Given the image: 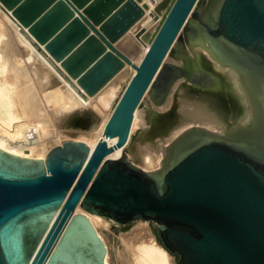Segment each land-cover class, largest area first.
<instances>
[{
	"label": "water",
	"instance_id": "95a60500",
	"mask_svg": "<svg viewBox=\"0 0 264 264\" xmlns=\"http://www.w3.org/2000/svg\"><path fill=\"white\" fill-rule=\"evenodd\" d=\"M1 1L77 91L72 77L93 94L122 60L129 63L113 43L141 14L139 0ZM197 1H166L91 150L71 138L53 144L43 160L0 149V264H106V246L86 215L74 211L77 202L117 223L154 221L176 264H264V0ZM188 13L196 25L185 22ZM185 23L187 41L200 25L216 56L240 71L253 123L228 136L186 128L155 170L124 156L100 162L126 142L133 110Z\"/></svg>",
	"mask_w": 264,
	"mask_h": 264
},
{
	"label": "bare ground",
	"instance_id": "6f19581e",
	"mask_svg": "<svg viewBox=\"0 0 264 264\" xmlns=\"http://www.w3.org/2000/svg\"><path fill=\"white\" fill-rule=\"evenodd\" d=\"M161 1L162 0H159L158 2L157 0L158 4L156 8L153 6L152 7L153 10L152 8L149 9L151 10L149 11V14L151 15L149 17H153L156 14L155 12L153 13V11H155L158 7L163 5L162 3H161L162 5L160 4ZM0 5L2 6V8H4V11L5 10L7 11L8 15L13 16L10 10V9L13 10L12 7L6 6L1 0H0ZM1 6H0V11L2 10ZM166 7H167V4H165L163 8V12H161L160 14L159 22L161 21L163 14L166 11ZM142 14H143V10L141 14L132 22V24H130V26H128V28L121 34V36L137 21V19ZM146 15L148 16V14ZM142 17H143V20L141 21L142 25H140L141 23L139 24L140 28H139L138 34H136L135 36L136 39H134V40H139L138 43H140L141 41L143 45L142 53L140 52L141 54L139 55V58L136 62L131 61L130 57L126 55L129 58V63H133V64H137L139 62L142 54L144 53V51L146 50V47L149 44V41L153 33L155 32L159 24L158 22V24L155 26L156 28L154 27L153 32L147 35L146 34L147 32L145 33V30L148 29V26L151 25V23H153V20H152L153 18L146 19L144 18V16ZM4 18L8 19L11 25H13L9 17L5 16ZM150 19L152 22H150L149 24ZM156 19H155V22L158 20ZM187 20H189L191 24H194V25L197 24L193 19H191L190 13H188L185 19V22H187ZM23 26H26V25H23ZM13 27L17 30L16 25L15 26L13 25ZM182 27L180 28L177 36L174 38L170 49L176 42L177 37L180 35L181 37L180 43L182 42L181 45L186 48L187 56H185V58H181V62L177 64H173V62L171 63L168 60L169 51H170L169 49L164 55V57L162 58L158 68L156 69L154 75L152 76L150 83L148 84L146 90L144 91L141 97V99H143L144 97L147 96L150 98V100L152 99L151 102H149V107L152 109V111L157 112L158 115H161V113L170 109L172 112L171 119L167 123H165L163 127L157 128L156 126H154L152 131L143 135V137L136 142V144L134 145V149L133 147L131 148L129 147V148H126V151H125V147L128 146L129 139H131L130 133H132L134 129V125L132 128L133 119L135 123L139 118L138 110H137L138 105H139L138 104L133 110L132 120L130 123L128 137H127L126 142L123 145L118 146L114 150L106 153L102 157L100 162L108 158H119L120 156H124L135 165H136V162L137 163H145V162L149 163V162H152L153 160L154 161L157 160V166L160 168L161 165L163 164L164 159L170 155L171 145L173 144V141L176 139V137L175 139H172L171 137L176 136L178 132L181 131L183 128L186 129L191 126H198L205 130H208L211 133L228 136L231 134V132L234 129L240 126H246L248 124L253 123V120L256 118L254 102H253V99L251 97L248 87L244 84L240 71L235 66L225 63L224 61H222L220 58L216 56L214 48L202 37V28L200 27V25L196 26L197 31L195 35H193L192 38H190V40L186 41V43L183 40V37L181 34ZM25 28L24 30H26ZM3 30L6 31V29H3ZM130 30H135V29H133L132 27ZM20 31H23V29H20ZM27 36L29 37L30 35L27 34ZM21 37H24L23 34L21 35ZM31 38L32 37H29L30 41H32ZM124 40L127 41L126 42L127 46L128 48L131 49L129 50L130 51L134 50L136 52V48L131 43V40L133 41V39L129 40L128 38H125ZM39 46L44 48L42 44H39ZM30 47H31L30 49H32L31 51L26 49L24 52L25 55L27 56L25 58L26 59L25 61L28 62L30 68H32L35 71L36 81L41 87L42 86L52 87L57 84L56 83L57 81L63 80L64 84L70 87L71 92L73 91L75 96L73 94L72 95L76 97V98L73 97L76 100V103H73L71 101L72 98H68L69 99L68 100L66 96L63 95L65 99L69 101L68 105L67 104H66L67 106L65 105L66 108L70 107L71 111H77V110L80 111L82 107L89 106L90 107L89 114L92 111L94 113H99L100 115L101 114L104 115V116L102 115L101 122L99 123L100 124L98 127L99 131H98V128L96 129L98 131L97 133V139H98L101 136V130L110 113V111L106 113V115L105 113H102L103 108L107 105V103H109L112 95L116 92L117 83L120 81L123 74L125 73V72H122L121 74H119L122 71L120 70V68L122 66L130 68L131 74H132L134 71V68H132L133 66L127 65L128 62L123 60L118 70L100 87V89H98L93 94H87L85 90L81 88V86L78 83H75L74 77H72V81L76 85L79 86L78 87L79 92L75 90V88L72 87L70 83L67 80H65L55 70V68L46 60V58L39 52V50L36 49L35 46L34 47L30 46ZM13 50H14V44L10 40V38H8L7 41L5 42L2 41L0 43V51L1 53H4L5 55L4 58L8 59L9 57L7 56H10L11 53H13ZM32 53L33 55H31ZM34 57L37 60H35ZM54 62L58 66L61 63L60 60H54ZM41 63L44 65L46 69L43 68ZM60 66L62 68V65ZM47 68H49L50 71H52V73H50L47 70ZM28 98L30 97L28 96ZM78 99L79 101H81L82 105L78 101ZM152 101L153 102L155 101V104H157V106H153ZM51 102H52V99H51ZM58 105L60 106V104ZM64 111L65 110H61V111H58V113L59 114L62 113L65 115ZM25 128L27 127H24V126L18 127L12 134L11 133L8 134V136L6 135L7 132H4L3 133L4 135L0 134L1 135L0 136V149L5 150L9 153L18 155V156L30 157V158H40L41 160H43L44 159L43 157L47 151H44V147L42 144L40 143L39 144L37 143L35 145L33 144V147H30L28 145L29 147L26 149V147L23 146L24 143L23 144L12 143V141L16 139H18V142L21 141L23 136H27L29 139L32 138V135L34 134L33 131L30 135H27V133H24ZM91 128L85 129L86 132H88V130H90ZM94 128L95 127H93V129ZM35 130L36 129L34 127V131ZM10 138L12 141L10 140ZM169 139L172 141L168 142L167 140ZM114 140H115V136L108 138L106 141L107 143H110V142H113ZM167 142L169 143V145L167 144ZM85 143L87 144L89 150H91L93 146L90 147V145L87 142ZM26 151H29V152H26ZM143 170H146V169H143ZM74 211H81L86 215V217L88 218V220L94 227L95 232L101 238L102 242L105 244L102 237L98 234L94 226V223H93V220L95 218L94 216L99 217L100 215L83 211V209L79 205V202L76 203L74 207ZM139 233L144 243V246H142L143 248H141V252H139L142 259L140 260L139 258H137L135 254L130 255L129 258L126 256H121V259H120L121 264H170V260L168 256L165 254L166 252L165 249L162 248L156 241H155L156 244L159 247H161L165 252L162 249L158 248L157 246H154L147 231L140 229ZM106 256H107V247L104 253V262L108 264Z\"/></svg>",
	"mask_w": 264,
	"mask_h": 264
},
{
	"label": "rangeland",
	"instance_id": "374dc122",
	"mask_svg": "<svg viewBox=\"0 0 264 264\" xmlns=\"http://www.w3.org/2000/svg\"><path fill=\"white\" fill-rule=\"evenodd\" d=\"M145 1L144 0L138 1V5H140V7L142 8L143 14L119 39H117L113 43L120 51L124 52L125 54L126 53L125 49L128 48V46L126 43L127 41H125L124 39L125 38H128L129 40L133 39V41L131 40V43L136 48V52L132 50L130 52H127L126 55H128L131 61H134V62L138 60L139 55L142 53V49H143V45L141 41L140 43H138L139 40H134L136 39L135 36L136 34H138V31L140 28L139 24L141 23L140 25H142V22H141L143 20L142 16L146 18L147 16L146 14H148L147 18L148 19L153 18L152 19L153 23L155 22L156 18L158 19V20L156 19L157 21L154 24L151 23V25H149L150 22H152L150 19L149 24H148L149 25L148 29L145 30V33L147 32L146 34L149 35L151 34V32H153L154 27L158 24L160 20L159 19L160 14L161 12H163V8L165 6V2L162 3L163 5L160 3L162 6L158 7L155 11H153V13L155 12L157 15L155 14L153 17H149L151 16L149 14V11L151 10L149 9L152 8L153 6L156 8L159 0L158 2L157 0H153V1L145 0ZM205 1L206 0H198L196 2V6L201 5V4L203 5ZM142 2H144L147 5L143 7L141 5ZM166 4H168V2ZM2 10L0 11V43L2 41L5 42L7 41L8 38H10V40L14 44V50H13V53H11L12 56L11 55L7 56L9 57L8 59L4 58L5 57L4 53H1L0 51V102H1L0 104V134L4 135L3 133L7 132L6 135L8 136V134L10 133L12 134L18 127H23V126L27 127L31 125L33 127V133H34L32 135V138L29 139L27 136H23L21 141L19 142H18V139H16L17 141L16 140L12 141L10 138L12 143H15V144L24 143L23 146L26 147V149L29 146L33 147V144L35 145L37 143L38 144L40 143L43 145L44 151H48V149L53 144L59 143L60 141L64 139L71 138V139L82 140L84 142H87L90 145V147L94 146L97 140V133L99 131V128H98L100 125L99 123L101 122L103 114L100 115L99 113H94L92 111L89 114V109H90L89 106L82 107L80 111L79 110L71 111L70 107L66 108L69 102L68 98H72L71 101L73 103H76V100L74 99L76 97H74L75 95L73 91L71 92L70 87L64 84L63 80L57 81L56 82L57 84L52 87L51 86L41 87L38 84L35 78L36 77L35 71L32 68H30L28 62L25 61L26 60L25 58L27 57L24 53L25 50L27 49L31 51L32 49H30L31 48L30 46L34 47V44L32 43V41L29 40V37L27 36V34H29L27 26H23L19 23L12 9L10 10L13 16L8 15L7 11L6 10L4 11V8H2ZM4 14L5 16L10 18L14 26L16 25L18 31L13 27V25H11L8 19L4 18L5 17ZM132 27L135 30H130ZM24 28L26 30H24ZM3 29H6V31H4ZM20 29H23V31H20ZM188 32H189V26L186 23L183 25L182 31H181V34H182V37L185 43L187 39L189 38L187 36ZM22 34L24 37H21ZM181 43L179 44L176 41L174 45L172 46V48L170 49L169 57H168L169 62L171 63L173 62V64H177L181 62V58H185V56H187V50L184 46L181 45ZM31 55H33V53ZM9 60L11 61V63ZM35 60L37 59L35 58ZM131 64L132 63H127V65H131ZM60 65L61 63L59 64V66ZM42 66L44 69H46L43 64ZM47 70L50 73H52V71H50L49 68H47ZM120 70L122 71L119 74H121L122 72H125V73L123 74L120 81L117 83L116 92L112 95L109 103H107V105L103 108L102 113H105V115L111 110L113 104L115 103L120 91L122 90L125 84V81L131 75L130 68L122 66ZM75 83H77L76 79H75ZM63 95H65L68 100L65 99ZM28 96L30 98H28ZM51 99H52V102H51ZM141 100L137 108L139 118L135 123L133 119L132 128L134 125V129L132 133H130L131 139H129L128 146L125 147V151H126V148H129V147L130 148L133 147L134 149V145L139 139L143 137V135L152 131L154 126H156L157 128L163 127L164 124L167 123L172 117V112L170 109L164 111L163 113H161V115H158L157 112L152 111V109L149 107V102H151L152 99L150 100L149 97L146 96ZM79 102L81 103V101ZM58 104H60V106ZM154 104H155V101L154 102L152 101V105L157 106V104L155 105ZM61 110H65L64 111L65 115L62 113L60 114L58 113V111H61ZM34 127L36 129L35 131H34ZM93 127L95 128L93 129ZM87 128H91V129L88 130V132H86L85 129ZM97 128H98V131L96 130ZM184 129L185 128L179 131L178 134L182 132ZM24 133H27L26 128L24 129ZM177 135L174 137L172 136L171 138L175 139ZM170 139L167 141L171 142L172 140ZM40 140H42L43 142L45 141V142L43 143ZM168 142L167 144L169 145ZM26 152H29V151H26ZM145 163L136 162V165L146 170H154V169L159 168L157 166V160L155 161L153 160L152 162H149V163L145 162ZM94 217H95L93 220L94 226L98 234L102 237L107 247L106 259H107L108 264H121V260H120L121 256H126L129 258V256L132 254H135L136 257L139 258L140 260L142 259L139 252H141V248H143L142 246H144V243L139 233L140 229L147 231L154 246H157L158 248L162 249L156 244V242H158L159 244V241L155 236V233H154L155 224H154V221L152 220H145V219L144 220H131L125 223H117L113 221L112 219L110 220V218H106L104 216L102 217L94 216ZM165 254L168 256L170 260V264H176V259H175L174 254H171L167 251L165 252Z\"/></svg>",
	"mask_w": 264,
	"mask_h": 264
},
{
	"label": "built area",
	"instance_id": "2783aa9c",
	"mask_svg": "<svg viewBox=\"0 0 264 264\" xmlns=\"http://www.w3.org/2000/svg\"><path fill=\"white\" fill-rule=\"evenodd\" d=\"M33 131V127L30 125V126H27L26 128V132H27V135H30Z\"/></svg>",
	"mask_w": 264,
	"mask_h": 264
}]
</instances>
